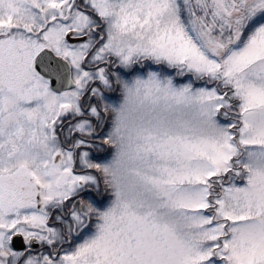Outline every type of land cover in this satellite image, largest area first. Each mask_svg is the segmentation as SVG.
<instances>
[{
  "label": "snow or ice",
  "instance_id": "obj_1",
  "mask_svg": "<svg viewBox=\"0 0 264 264\" xmlns=\"http://www.w3.org/2000/svg\"><path fill=\"white\" fill-rule=\"evenodd\" d=\"M0 264H264V0H0Z\"/></svg>",
  "mask_w": 264,
  "mask_h": 264
}]
</instances>
